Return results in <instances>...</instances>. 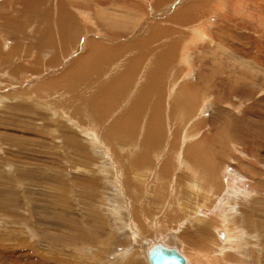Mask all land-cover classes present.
Wrapping results in <instances>:
<instances>
[{
    "label": "rangeland",
    "instance_id": "obj_1",
    "mask_svg": "<svg viewBox=\"0 0 264 264\" xmlns=\"http://www.w3.org/2000/svg\"><path fill=\"white\" fill-rule=\"evenodd\" d=\"M32 1L0 0V264H148L158 235L264 264V0Z\"/></svg>",
    "mask_w": 264,
    "mask_h": 264
},
{
    "label": "bare ground",
    "instance_id": "obj_2",
    "mask_svg": "<svg viewBox=\"0 0 264 264\" xmlns=\"http://www.w3.org/2000/svg\"><path fill=\"white\" fill-rule=\"evenodd\" d=\"M34 1V0H33ZM32 1V2H33ZM36 2L35 3H40V1L41 0H35ZM44 1V0H43ZM141 1V0H140ZM164 1V0H163ZM22 2V1H21ZM51 2V1H50ZM62 3V2H61ZM99 3H102V1H100ZM190 3V2H189ZM197 3V2H196ZM195 3V5H193V6H190L193 10H195V9H197V8H195V6L197 5ZM46 4V3H45ZM24 5H26V9H25V6H24V10H23V12H22V15L24 14L25 15V18H27V19H29V20H31V21H28V22H35V21H32V19L35 17V15H34V11L32 10V5H31V2H30V0H25V3H24ZM53 5H55V4H53ZM187 6V5H186ZM218 6V5H217ZM223 6V5H222ZM21 7V6H20ZM23 7V6H22ZM72 8V7H71ZM218 8H219V6H218ZM220 8H222V7H220ZM34 9V8H33ZM69 8H66L65 6H63L62 7V10H60L61 11V14H59L58 16H56V18H55V20L58 22V24H59V28L58 29H60L61 28V33L63 34V38L65 39L64 41H66L67 42V44H68V42H73L74 40H76L75 39V37L77 36L76 35V28H74L75 27V25L77 26V23L75 22L76 20H75V16H74V14L73 13H70V11L68 10ZM183 9V8H182ZM184 9H186V8H184ZM190 8H188L187 9V11L189 10ZM15 10V9H14ZM20 11H21V9H19ZM75 10V9H74ZM16 11V10H15ZM88 11V10H87ZM218 11H220V10H218ZM18 12V11H17ZM55 12V11H54ZM127 12H128V10H127ZM196 12V11H195ZM48 13H49V11H48ZM47 12H45V13H43L42 15H40V16H43L44 17V19L46 20V22H48L47 23V27L48 26H50L49 24H53V22L54 21H52L51 22V19H50V15L48 14ZM135 13V12H134ZM189 13H192L191 14V16H193V15H195V14H193V11H189ZM16 14V13H15ZM77 14V13H76ZM197 14V13H196ZM6 15H7V13H6ZM5 15V16H6ZM12 15V14H11ZM198 15V14H197ZM203 15V14H202ZM2 16V18L3 19H5V20H7L6 22L7 23H9L10 25V28L11 29H13L12 27H15V32L17 31L16 30V28L19 30V31H17L16 32V36H18V33L19 32H21L22 33V31H20V30H22L23 28H21V24H20V22H19V20H14V21H12V19H9V17H11V16ZM185 16L186 17H191L190 16V14H180L179 16H178V20L181 22V20H185ZM38 17V16H37ZM65 17V18H64ZM79 17V16H78ZM88 17V16H87ZM194 17V16H193ZM192 17V18H193ZM206 17V16H205ZM13 18H15V17H13ZM18 18V17H17ZM42 18V17H41ZM77 18V17H76ZM80 18L81 19H79V20H83L84 19V17H83V14H81L80 15ZM16 19V18H15ZM19 19V18H18ZM190 20V19H189ZM189 20H187V22L189 21ZM55 21V22H56ZM85 21H87V20H85ZM195 21V20H194ZM5 22V21H4ZM3 22V23H4ZM26 22V21H25ZM41 22V21H40ZM184 22H186V21H184ZM204 23V22H203ZM207 24V23H206ZM32 25V27H33V25L34 24H31ZM55 26H56V24H54ZM8 27V26H7ZM39 27V26H38ZM68 27V29H65V28H67ZM83 27V26H82ZM45 28H46V26H45ZM51 28V27H50ZM50 28H46V34L47 35H49V34H51L52 32H51V30L52 29H50ZM79 28H81V27H79ZM42 29V28H41ZM149 29V28H148ZM198 28L196 27V30L195 31H197V32H200V29L199 30H197ZM202 29V28H201ZM43 30H45V29H43ZM40 31V30H39ZM54 31V30H53ZM195 31H193V32H195ZM202 31V30H201ZM24 32V31H23ZM42 32V31H41ZM55 32V31H54ZM53 32V33H54ZM57 32H59L58 30H57ZM150 32V31H149ZM148 32V33H149ZM34 33V32H33ZM37 33H38V31H37ZM43 33H45V32H43ZM60 33V32H59ZM75 33V34H74ZM138 33H140V32H138ZM144 33V32H143ZM158 33H160L159 31H158ZM158 33L157 32H154L153 34H156V35H158ZM32 34V33H31ZM35 34V33H34ZM58 34V33H57ZM78 34V33H77ZM196 34V33H195ZM156 35H153L152 36V38L151 39H149V38H147L146 40H147V42H151L153 39H154V37L156 36ZM15 36V37H16ZM21 36V35H20ZM35 36V35H34ZM195 36V35H194ZM22 37V39H23V36H21ZM33 37V36H32ZM51 37V36H50ZM148 37V36H147ZM5 38V37H4ZM189 38V37H188ZM188 38L186 39V40H188ZM213 38V37H212ZM62 39V38H61ZM36 40V39H35ZM38 40V39H37ZM41 41H42V39H40ZM40 40L39 41H36V43H37V45L39 46V44H40ZM137 40V39H136ZM139 40V39H138ZM146 40H144V41H140V42H143L144 44H149V43H145L146 42ZM210 40V39H209ZM50 41L51 40H49V41H47V46L48 47H50L49 49H51L52 48V45H50L51 43H50ZM55 41V40H54ZM58 41V40H57ZM43 42H44V39H43V41H42V44H43ZM62 42V41H61ZM139 42V43H140ZM188 42V41H187ZM186 42V43H187ZM63 43V42H62ZM138 43V44H139ZM142 44V43H141ZM44 45L46 46V44H45V42H44ZM56 45V44H55ZM59 45V44H58ZM79 45V44H78ZM92 45V44H91ZM135 45H137V44H134V45H132V47L134 48V46ZM1 46H4V44L1 42ZM17 47L19 46V44H17L16 45ZM146 46V45H145ZM41 47V46H40ZM69 47V46H68ZM127 47V46H126ZM1 48V47H0ZM55 48V47H54ZM66 48H67V46H66ZM94 48V47H93ZM98 48V47H97ZM35 49V48H34ZM5 50H6V48H5ZM94 50V49H93ZM92 50V51H93ZM123 50V49H122ZM121 50V52H123ZM131 50V49H130ZM15 51H17V50H15ZM19 52H20V50H18ZM105 52V51H104ZM8 53V52H7ZM10 54H12V52L10 53ZM13 55H16L15 53L13 54ZM7 56V55H6ZM9 56V55H8ZM19 56V55H18ZM137 56V55H136ZM13 57V56H12ZM86 57V56H85ZM137 59L139 58V56L138 57H136ZM180 58H181V56H180ZM20 60V59H19ZM22 61V60H21ZM83 61V60H82ZM1 60H0V65L2 66L3 65V63L1 64ZM86 62V61H85ZM134 62L135 63H138V61L137 60H134ZM149 62V61H148ZM147 65V64H146ZM0 66V67H1ZM51 66V65H50ZM86 66V65H85ZM8 67V66H7ZM16 67V66H15ZM83 68H84V66H82ZM140 68V67H139ZM19 68H17L16 70H18ZM174 71V70H173ZM72 73V72H71ZM155 75V74H154ZM153 76V75H152ZM171 77V76H170ZM52 81V80H51ZM195 89V88H194ZM204 89V88H203ZM192 90V89H191ZM185 91V90H184ZM183 91V92H184ZM186 92V91H185ZM194 93V92H193ZM150 94V93H149ZM201 94V93H200ZM204 141V140H203ZM96 144V143H95ZM182 146V145H181ZM189 151H195V148H194V146L192 145V147L190 148V150H186L185 152L187 153V152H189ZM160 153V152H159ZM161 154V153H160ZM184 168V167H183ZM188 169V168H187ZM186 169V170H187ZM190 169L191 168H189V171H190ZM193 169H195V168H193ZM192 169V171L194 172V170ZM195 170H197V169H195ZM188 171V170H187ZM186 171V172H187ZM191 171V172H192ZM192 172V173H193ZM197 172H199L198 170H197ZM187 174V173H186ZM194 174V173H193ZM196 174V173H195ZM194 174V175H195ZM187 175H189V174H187ZM193 175V176H194ZM209 175H211V174H208V176ZM212 175H213V173H212ZM174 176V175H173ZM190 176V175H189ZM195 177H196V175H195ZM209 177H211V176H209ZM193 178V177H192ZM171 179V178H170ZM194 179V178H193ZM172 180H174L173 178H172ZM192 181V180H191ZM194 181V180H193ZM197 181H195V183H196ZM223 182V181H222ZM191 183V182H190ZM189 183V184H190ZM195 183H194V185H195ZM188 184V185H189ZM197 185V184H196ZM198 186V185H197ZM190 188V187H189ZM253 188V187H252ZM193 189V188H192ZM191 190V189H190ZM193 191V190H192ZM191 191V192H192ZM197 191H199V190H197ZM196 191V192H197ZM236 193H237V191H235ZM250 192H248V193H246V196H249L250 197V195L251 194H249ZM215 201H216V199H214ZM231 203V202H230ZM229 203V204H230ZM241 203V202H240ZM229 208V207H228ZM231 208V207H230ZM230 210H232V209H229V212H230ZM222 211H224V209L222 210ZM231 214H232V212H231ZM223 213H220V220H222V217H223ZM228 216V214L226 215V213H225V217L227 218L226 220H227V222H226V224H229V223H231L232 222V220H228V219H231V218H229V217H227ZM230 216H232V215H230ZM247 216V215H246ZM233 217V216H232ZM247 221H249L248 220V218H247ZM234 223V222H233ZM234 224H236V223H234ZM178 226V225H177ZM222 227H225L224 225H221ZM241 226V225H240ZM250 226V225H249ZM222 227H214L213 228V230H214V233H216L215 235H217V237H218V239H220V241L219 242H221L222 244H224V243H229V242H231L232 241V239H231V233L230 232H227V231H229V230H226V229H224V228H222ZM229 227V226H228ZM233 227V226H232ZM247 228H249V227H247ZM231 229V228H230ZM236 229H237V226H236ZM250 229V228H249ZM251 230V229H250ZM243 231V230H242ZM244 232V231H243ZM251 232V231H250ZM253 232V231H252ZM251 232V233H252ZM249 233V232H248ZM251 233H249V234H251ZM206 234V233H205ZM234 234V233H233ZM248 234V235H249ZM233 236V235H232ZM241 236H243V235H241ZM234 237H235V235H234ZM237 237V236H236ZM252 237H253V233H252ZM202 240V239H201ZM203 241V240H202ZM205 241V240H204ZM216 241V240H215ZM239 241V240H238ZM254 241V240H253ZM224 242V243H223ZM235 242H236V240H235ZM241 242V241H240ZM255 242V241H254ZM206 243V242H205ZM218 243V242H217ZM221 243H219V244H221ZM237 243V242H236ZM242 243V242H241ZM247 243H248V241H247ZM246 243V244H247ZM252 242H250V244H251ZM162 245V246H164V247H168L169 249H173V250H176L181 256H182V258H183V263L182 264H190L189 263V261H188V258H186L184 255H183V253L179 250V247H178V245L177 244H174V243H172V242H170V241H168V240H166L165 239V237L164 236H161V235H158V236H155V237H153V238H148L147 240H146V242H145V244L143 245V249H144V256H145V259H146V261H147V263H148V260H147V256H146V254H147V252H148V250H149V247H151L152 245ZM209 244V243H208ZM226 244V245H227ZM244 244H245V242H244ZM255 243H253V245H254ZM203 245V244H202ZM232 245V244H231ZM233 245H235V247L237 246L235 243L233 244ZM220 246V245H219ZM222 246V245H221ZM238 246H241V248H244V247H242V245H238ZM237 246V247H238ZM247 246H248V244H247ZM224 247V246H223ZM249 247V246H248ZM228 248H230V247H228ZM232 248V247H231ZM230 248V249H231ZM246 248V247H245ZM219 249H224V248H219ZM229 249V251H231V250H235V249H231L230 250ZM238 249H240V248H237V250ZM247 249V248H246ZM245 249V250H246ZM242 250V249H241ZM198 250H196V252H197ZM221 251V250H220ZM236 251V250H235ZM203 252V251H202ZM205 252V251H204ZM227 252V251H226ZM238 252V251H237ZM240 252V251H239ZM242 253H243V251H241ZM224 253V252H223ZM199 254V253H198ZM200 254H201V252H200ZM124 256V255H123ZM201 256H203V255H201ZM235 256V255H234ZM254 256V255H253ZM260 256V255H259ZM258 256V258H260ZM202 259H204L203 257H201ZM258 260V259H257ZM206 261V260H205ZM11 262H13L14 263V261H11ZM15 262H16V260H15ZM244 262V261H243ZM247 262V261H246ZM246 262H244V263H246ZM16 264V263H15ZM149 264V263H148Z\"/></svg>",
    "mask_w": 264,
    "mask_h": 264
},
{
    "label": "water",
    "instance_id": "obj_3",
    "mask_svg": "<svg viewBox=\"0 0 264 264\" xmlns=\"http://www.w3.org/2000/svg\"><path fill=\"white\" fill-rule=\"evenodd\" d=\"M149 264H182V256L172 248L152 245L146 254Z\"/></svg>",
    "mask_w": 264,
    "mask_h": 264
}]
</instances>
